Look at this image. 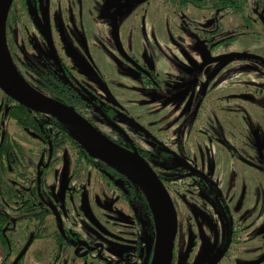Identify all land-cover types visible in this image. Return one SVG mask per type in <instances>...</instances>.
Instances as JSON below:
<instances>
[{
	"label": "flooded vegetation",
	"instance_id": "flooded-vegetation-1",
	"mask_svg": "<svg viewBox=\"0 0 264 264\" xmlns=\"http://www.w3.org/2000/svg\"><path fill=\"white\" fill-rule=\"evenodd\" d=\"M229 18L264 46V0H13L6 20L22 88L158 177L171 264H264V85L245 80L264 54L222 51ZM0 96V264H157L144 192L83 132Z\"/></svg>",
	"mask_w": 264,
	"mask_h": 264
},
{
	"label": "water",
	"instance_id": "water-1",
	"mask_svg": "<svg viewBox=\"0 0 264 264\" xmlns=\"http://www.w3.org/2000/svg\"><path fill=\"white\" fill-rule=\"evenodd\" d=\"M13 0H0V89L16 102L31 110L51 114L71 127L83 132L89 144L99 152V158L133 181L148 197L156 218L160 249L157 264H171L173 244L177 232V220L173 205L167 193L158 194L161 183L158 177L148 170L137 158L105 139L91 124L74 112L63 109L56 111L50 104L25 91L19 83L5 45V25ZM113 35L116 40V20L113 22ZM234 57L258 59L254 54L237 53Z\"/></svg>",
	"mask_w": 264,
	"mask_h": 264
},
{
	"label": "rangeland",
	"instance_id": "rangeland-1",
	"mask_svg": "<svg viewBox=\"0 0 264 264\" xmlns=\"http://www.w3.org/2000/svg\"><path fill=\"white\" fill-rule=\"evenodd\" d=\"M236 22L238 23V20L234 21L232 18H231V20H230V18L226 20V24L227 25L229 24L231 26V30L234 29L235 25L237 24ZM252 28H254V29L245 30L243 27H239V28L234 29V31L235 30L236 31L235 32L233 31V34L234 35L235 34H239V37H237L236 40L232 41V43L230 45H228L222 51H224V52H233V53H243V54H252V53H254V54L263 53L264 54V46L261 45V44H258L259 42L255 41V38H257L258 36L261 37L262 29H261V27L259 25L258 26H253ZM231 30H228V31H231ZM251 31L256 32V35L252 36L251 35ZM229 34H231V32ZM261 42H264V40L262 39ZM5 45H6V50H7V56L9 58L10 62L12 63L10 53H9V51L7 49L6 41H5ZM258 45H261V46H258ZM185 51H186V53H195V50H194V48L192 46H187L185 48ZM166 52L170 53L169 50H166ZM237 61H248V62H251L250 60H246V59H238ZM237 65L238 66L242 65L241 67L236 68L237 70H242L245 67V65H243L242 63H237ZM233 78H229L225 82H223V78H218V80L222 84L221 86H224V84H226L229 80H231ZM249 79L251 81H254V82H259L261 86L264 85V77H259V76H255V75L249 74V75H247L245 77V80L248 81ZM251 117L253 118V114L252 113H251ZM256 127L260 128V125H257ZM260 132L262 133L260 138L264 141V131H260ZM248 148H249V150L252 149L250 142H249ZM261 168L264 170V165L261 166ZM262 174H263L262 186L264 188V171H262ZM231 176H233V174H231ZM0 254H1V252H0ZM30 258L31 257H29V259ZM0 260H1V255H0ZM29 262H30V260H29Z\"/></svg>",
	"mask_w": 264,
	"mask_h": 264
},
{
	"label": "trees",
	"instance_id": "trees-1",
	"mask_svg": "<svg viewBox=\"0 0 264 264\" xmlns=\"http://www.w3.org/2000/svg\"><path fill=\"white\" fill-rule=\"evenodd\" d=\"M237 37H234L233 39H231L232 41L235 40ZM0 148H1V144H0ZM2 218L0 217V240L2 239Z\"/></svg>",
	"mask_w": 264,
	"mask_h": 264
}]
</instances>
